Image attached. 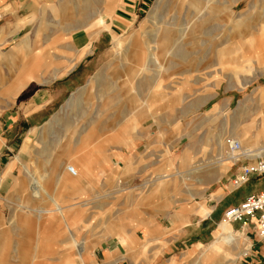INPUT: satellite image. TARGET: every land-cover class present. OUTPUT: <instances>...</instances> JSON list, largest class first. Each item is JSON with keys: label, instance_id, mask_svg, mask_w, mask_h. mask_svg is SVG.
Returning <instances> with one entry per match:
<instances>
[{"label": "rangeland", "instance_id": "obj_1", "mask_svg": "<svg viewBox=\"0 0 264 264\" xmlns=\"http://www.w3.org/2000/svg\"><path fill=\"white\" fill-rule=\"evenodd\" d=\"M3 25L0 94L31 82L19 91L39 96L41 113L28 160L0 195V264H248L261 246L254 226L232 223L241 245L205 251L241 200L232 177L256 160L231 163L227 140L264 148V0H0ZM69 157L89 159L82 187L45 178ZM29 171L44 190L28 208L24 195L38 191ZM47 193L73 207L39 220L54 208ZM202 203L206 217L190 212ZM180 213L190 222L177 225Z\"/></svg>", "mask_w": 264, "mask_h": 264}, {"label": "crops", "instance_id": "obj_2", "mask_svg": "<svg viewBox=\"0 0 264 264\" xmlns=\"http://www.w3.org/2000/svg\"><path fill=\"white\" fill-rule=\"evenodd\" d=\"M52 10H53V12L56 11L55 8H52ZM100 18H101V14L98 13L97 17L94 18L95 20H93V21L97 22V21H99ZM96 22H94V23H96ZM90 24H89V26H90ZM11 29H12V27H9L6 25L0 26V34H2L3 37H5ZM96 32L99 33L98 31H96ZM92 33L94 34L95 32H92ZM25 42L26 41H24V44H26ZM30 84H31V82H25L24 84L19 85V82H15V84L13 85L14 88L12 91L7 90L6 92L0 94V195H1V197L5 196V195H7V193H9V190L11 188L10 183L13 184V182H14L12 177H16V175L19 173V169L21 167H24L26 161L28 160V154L26 152V145H25L27 142L26 141L27 135L29 134V132L31 131L32 128H33V130H36V128H38L40 125V119L38 120L39 122L36 123V116L38 118H40V113H41L40 112V110H41L40 97L39 96H33L32 101H31V98L29 100L28 99H22V93L21 92H23V90L19 91V89L24 88L25 86H29ZM31 102H33V103L31 104ZM259 131H260V129L258 130L257 134L259 133ZM35 140H36V138H35ZM256 142H257V144L259 142L264 143V141L262 139H258V138H257ZM29 150H31V146H29ZM246 150L247 151L250 150L251 152L254 151L251 149H246ZM257 150H259L260 152L252 153V154H250V156L251 155L252 156L258 155V154L264 155V148L263 149L256 148L255 151H257ZM117 157L119 158L118 155H117ZM68 159L69 160L73 159V161H75V163L77 165H79V168L83 172L82 178H79L78 175H76V176L70 175L69 172L67 171V169L63 173H65V174L67 173L73 179H76L77 182H73V183L82 187L83 186V180L85 179L83 176L90 177L89 176L90 174H88V166H87V168L86 167L83 168V163H86L87 161H89V159H86V161H84L82 164L78 163V161L75 160L74 158L69 157ZM58 161H60L61 164L64 162V161H62V159H56L51 165V168L49 170V175L46 176L45 178H47V177H49L50 179L51 178H57L56 174L55 173L53 174V170H54L53 167H54L55 163H57ZM218 162L219 161L214 162L212 165L217 164L223 173L229 171L233 167V165L232 166H226V165H223L221 162H219V163ZM67 166H72V165L69 164ZM29 173L32 177V183L34 184V189L36 191L37 188H39L40 179L37 180V178L34 177V175L31 174L30 171H29ZM53 175H54V177H52ZM208 175L209 176H207V177H210L208 180H211V178L214 174L209 173ZM257 179L258 178H256V177L252 178L248 184H246L243 188H241L242 189L241 191H243V192L239 195V196H241L240 202L244 201L248 196L253 195V194H259L264 190V177L260 178V180L258 182H257ZM209 182H211V181H209ZM69 183H71V182H69ZM69 183L67 182V184L65 186L67 187V185H69ZM159 187L161 188V186H159ZM159 187H157V190L161 191L162 188L160 189ZM43 190H44V187L42 186V190L38 189V191L35 192V196H33V197H31L32 194L30 197L27 195H26L27 196L26 197L24 195V200L26 201L25 207L29 208V205L34 204L36 198H37L38 202H41L40 201L41 200V192ZM221 192L218 195V197H221V195H222ZM46 195H47V197H49V199L52 200L51 202L54 204V208H42L39 212H41V211H44V212H42L41 214L37 213L39 215V217H37L39 220L44 219L43 215H48V214L51 215L52 213H48L46 211H48V210L54 211L56 209V206H57L56 205L57 200L56 199L53 200L52 197L49 196L48 193ZM240 202H238V203H240ZM238 203H236V204H238ZM58 206H60L63 210H65V212L69 211V209H71V207H73V205H69L66 207L61 206V205H58ZM1 211L2 210H0V213H2ZM190 212H194L197 215H200L201 217H206L210 213V209H208L202 203V204L197 205L195 207V209L192 208L190 210ZM54 213H55L54 215L60 216V214H58L57 212H54ZM173 218H174V221L177 225H179V224L184 225V224L190 222L188 214H185V213H180L177 216H173ZM25 221H27V220H25ZM238 224H233V225L236 226ZM221 225H223V226H221ZM239 225H241V224H239ZM253 226L257 228V221L256 220H252L248 224V226L243 227V229L247 228V232H251L253 229L252 228ZM140 227H141V225H135L133 228L135 229V228H140ZM108 230L112 231V226H110L108 228ZM24 233H28V232L24 231V229H23L22 234H24ZM226 233H227V235H225ZM27 236H28V234H25L23 239H25V240L29 239V237L27 238ZM128 236L124 237L123 235H119L117 237V239H118L117 241L120 244L124 245L125 247L129 248L130 244L128 241V238H129ZM243 237H244L243 234L234 233L232 224H229V223L223 224V221H222L219 224L217 231L215 232V240L209 246L208 252L205 251V255L209 254V252L215 253V252H218L219 250L221 251L223 249L230 251V249H232V248L234 249L235 247H238L239 245H241V242H243ZM233 239H234V241H233ZM228 240H230V241H228ZM231 240H232V243H231ZM259 242L261 243V246L259 249L258 248L256 249L257 250L256 254H254V256H252L250 258V261H248V264H264V240L257 239V243H259ZM84 250L86 251V249H84ZM84 250H82L79 253L80 257H83L82 260H84L85 259L84 256H86V253H84ZM33 260H36V259L34 258ZM23 261H25V260H23Z\"/></svg>", "mask_w": 264, "mask_h": 264}, {"label": "built area", "instance_id": "obj_3", "mask_svg": "<svg viewBox=\"0 0 264 264\" xmlns=\"http://www.w3.org/2000/svg\"><path fill=\"white\" fill-rule=\"evenodd\" d=\"M228 147L232 153H241L242 151L241 144L231 139H228ZM241 158H250V156ZM252 177H264V156H257L255 161L244 165L232 177V186L240 188L246 185ZM224 220L231 224L239 223L243 227L248 226L252 220H256L258 236L264 240V190L259 194L250 195L241 203L228 208L224 213Z\"/></svg>", "mask_w": 264, "mask_h": 264}, {"label": "bare ground", "instance_id": "obj_4", "mask_svg": "<svg viewBox=\"0 0 264 264\" xmlns=\"http://www.w3.org/2000/svg\"><path fill=\"white\" fill-rule=\"evenodd\" d=\"M98 26H100V27H105L104 26V23L100 20L99 22H98ZM107 28V27H106ZM100 30V29H99ZM102 30V29H101ZM98 32H100V31H98ZM188 34H189V36H190V38L194 35V33L193 32H191V31H188ZM136 38H137V34H135V35H133V37L131 38V40H130V42H131V46L133 47V43L136 41ZM199 39V37H194L193 39H192V41H191V43L192 44H194V43H196L195 41H197ZM115 43H116V46H117V48L118 49H121L124 45V42H125V40H122V39H119V40H117V41H114ZM164 43L163 44H169V40H167V39H165L164 41H163ZM162 44V45H163ZM115 45V44H114ZM128 46V45H127ZM169 52V51H168ZM171 54V53H170ZM178 55V54H177ZM179 56V55H178ZM140 69H141V67H136V66H134L130 71H129V73H128V81L130 80V79H132L131 77L133 76L132 75V73L134 72V71H136V70H138V71H140ZM152 80H154V79H152ZM157 80V79H156ZM257 138H259V139H262V140H264V126L260 129V131H259V133L257 134ZM84 139V138H83ZM236 139H238L236 136H232V139L231 140H234V141H237ZM238 142V141H237ZM239 143H241V142H239ZM227 145H228V140H227ZM220 146H221V149H222V154H226L227 155V150L225 149V140L223 141V140H221L220 141ZM219 146V147H220ZM242 146V145H241ZM253 152V151H252ZM252 152L249 150V151H247V150H244V148H243V146H242V151H241V153H232L230 150H229V147H228V160H231V163H233V161H235V160H238L239 161V159L241 158V157H245V156H250V154H252ZM254 153V152H253ZM252 156V155H251ZM250 156V157H251ZM257 157V156H264V155H260V154H258V155H253L252 157ZM219 158V157H218ZM226 160V159H225ZM227 160V161H228ZM237 161V162H238ZM223 162V161H222ZM219 163V162H218ZM225 163V162H224ZM69 164H72L73 166H67V165H69ZM209 166V165H208ZM68 167V168H67ZM54 170H53V174L55 173L56 174V176H57V178L64 184V185H66L67 184V182L69 183V182H71V183H73V182H77L76 181V179H73L71 176H69L67 173L65 174V173H63V172H65L66 171V169H67V171L69 172V174L70 175H72V176H76V175H78V177L79 178H82V174H81V171H80V168H79V165H77L76 163H75V161H73V159L71 160H65L62 164L60 163V161H58L57 163H55V165H54ZM64 170V171H63ZM77 177V178H78ZM39 190L41 189L42 190V185L41 184H39V188H38ZM56 204V203H55ZM57 205V206H56ZM55 206H56V209L53 211H51V210H48V211H46V212H48V213H52V214H54V212H57V213H59V214H62L63 215V209L60 207V206H58V204H56ZM40 211V210H39ZM38 211V213L39 214H41L42 212H44V211H41V212H39ZM226 223H229V222H227V221H225V220H223V224H226ZM229 224H231V223H229ZM221 226H223V225H221ZM222 231V230H221ZM225 235H227V233L225 234ZM228 238V237H227ZM223 239V238H222ZM236 240V239H235ZM228 241H230V240H228ZM233 241H234V239H233ZM237 241V240H236ZM231 243H232V240H231ZM234 243V242H233Z\"/></svg>", "mask_w": 264, "mask_h": 264}]
</instances>
